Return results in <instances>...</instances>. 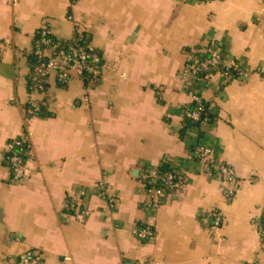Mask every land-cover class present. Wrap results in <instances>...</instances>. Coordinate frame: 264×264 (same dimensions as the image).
Segmentation results:
<instances>
[{"label":"crops","instance_id":"0c3cea01","mask_svg":"<svg viewBox=\"0 0 264 264\" xmlns=\"http://www.w3.org/2000/svg\"><path fill=\"white\" fill-rule=\"evenodd\" d=\"M43 30L84 36L101 75L38 88ZM209 46L233 74L193 72ZM194 96L212 117L186 129ZM163 164L182 184L162 197L146 179ZM263 228L264 0H0V264H264Z\"/></svg>","mask_w":264,"mask_h":264},{"label":"built area","instance_id":"2783aa9c","mask_svg":"<svg viewBox=\"0 0 264 264\" xmlns=\"http://www.w3.org/2000/svg\"><path fill=\"white\" fill-rule=\"evenodd\" d=\"M76 42L80 43V38L75 39ZM45 50H50L49 55L45 54ZM35 53L40 56L43 61L36 65L33 69L35 74V80L37 81V87L43 88V81L46 82L51 74L55 73L59 82H67L71 74H76L81 77L90 76L97 78L102 72V62L99 53L90 45L81 44L71 45L68 50L58 49V44H54L49 37V33L43 30L39 34V38L36 44ZM237 67V64L227 65L225 64L219 49L214 46H209L204 49L202 57L197 58L194 61L192 70L195 74H211L212 70L222 69L225 74H229L228 69ZM194 101L197 105L191 111H187V116L192 121H199L201 112L204 110V104L199 96H194ZM211 106H208L210 109ZM25 142L21 140H14L8 144L10 151L9 165L12 169L13 179L15 181H21L27 178L26 172V147ZM198 156L201 161L214 171L218 172L224 182H234L235 176L233 169L223 162L217 160L215 151L209 146H198ZM165 179V183L171 186H179L182 183L177 180L174 173H165L163 176L157 172L152 174L153 180ZM156 192L162 197L165 195L163 189H157ZM216 220V224L219 223V216L217 213L213 214ZM264 232V228H263ZM136 235L142 239L153 238V232L149 227L141 228L136 230ZM27 263L39 264L38 257H32L31 254H27L25 258Z\"/></svg>","mask_w":264,"mask_h":264},{"label":"trees","instance_id":"16d2710c","mask_svg":"<svg viewBox=\"0 0 264 264\" xmlns=\"http://www.w3.org/2000/svg\"><path fill=\"white\" fill-rule=\"evenodd\" d=\"M38 37H39V36H38ZM49 37L51 38V40H52V42H53L54 44H58V49H63V50H68V48H69L71 45H74V44H81L82 46L88 44L87 39H86L84 36L79 37V38H80V43L75 41V39L78 38V36H77L74 40H71V41H69V42H56L55 40L52 39L51 36H49ZM42 61H43V59H41L40 57H36V55H31V56H30V62H31V66H32L33 69L35 68L36 65L40 64ZM221 70H222V69H221ZM212 71H214V70H212ZM228 72L233 74V69H232V68L228 69ZM200 74H203V73H200ZM32 77H33V79H32L33 82H34V83L37 82V81L35 80V78H34V77H35L34 72H33V76H32ZM90 79H91L90 76H85V80H86V81H88V80H90ZM43 87H44V88L46 87V84H45L44 81H43ZM203 104H204V107H205V108H204V110L201 112L200 120H199V121H196V122H195V121H192V120L187 116V114H186L187 111H191V110H193L194 108L197 107L196 103H193V104H191V105L185 107V109H184V118H185V128H186V129L189 128V127H191V126H198V127H199V126H201L203 123L209 121V119L212 117V115H211V113H210V111H209V109H208V104L205 103V102H203ZM158 173H159L160 175L163 176L165 173H174V171L170 168L169 165H167V164H163V165L159 168ZM174 174H175V173H174ZM175 176H176V174H175ZM146 182L148 183L149 186H152V187L154 186V187L159 188V189H166V190H169V187H170V185H167V184L165 183V179H164V178H163V179H158V180H153L151 177H148V178L146 179Z\"/></svg>","mask_w":264,"mask_h":264}]
</instances>
